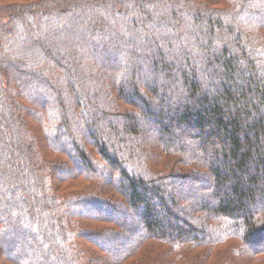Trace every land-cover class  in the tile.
<instances>
[{"label":"trees","instance_id":"1","mask_svg":"<svg viewBox=\"0 0 264 264\" xmlns=\"http://www.w3.org/2000/svg\"><path fill=\"white\" fill-rule=\"evenodd\" d=\"M251 263L264 0L0 2V264Z\"/></svg>","mask_w":264,"mask_h":264},{"label":"rangeland","instance_id":"2","mask_svg":"<svg viewBox=\"0 0 264 264\" xmlns=\"http://www.w3.org/2000/svg\"><path fill=\"white\" fill-rule=\"evenodd\" d=\"M26 0H0V2H18V3H21V2H24ZM93 132L94 133H97L96 129L93 128ZM50 159H53L55 157V155H47ZM87 185V182L85 181H82V180H79V181H71L69 183H66L64 185H60V190H63L64 188H66V186H68V189H81L83 187H85ZM118 191H120V193H123L124 190L122 189H118V186L116 187ZM108 194L111 195L112 198H114L115 200H122L124 202V199H122L118 194L114 193L112 190H109L108 191ZM137 222V217L136 216H131L130 220L128 221L126 227L132 229L135 227V221ZM140 223V222H139ZM89 227L96 230V231H100L102 230L103 228H105L107 225L106 224H103V223H88ZM88 252L89 254H93V255H97V254H100L101 252H99L98 250L96 251L95 249H93L91 246L88 245ZM223 248V247H222ZM252 264V263H251Z\"/></svg>","mask_w":264,"mask_h":264}]
</instances>
